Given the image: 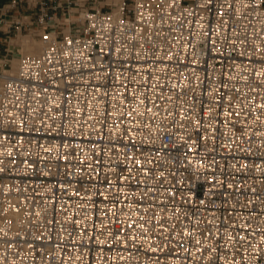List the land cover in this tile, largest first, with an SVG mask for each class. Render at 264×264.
<instances>
[{
	"label": "built area",
	"instance_id": "obj_1",
	"mask_svg": "<svg viewBox=\"0 0 264 264\" xmlns=\"http://www.w3.org/2000/svg\"><path fill=\"white\" fill-rule=\"evenodd\" d=\"M62 1L0 68V264H264V0H126L66 34Z\"/></svg>",
	"mask_w": 264,
	"mask_h": 264
},
{
	"label": "snow or ice",
	"instance_id": "obj_2",
	"mask_svg": "<svg viewBox=\"0 0 264 264\" xmlns=\"http://www.w3.org/2000/svg\"><path fill=\"white\" fill-rule=\"evenodd\" d=\"M41 2L42 0H33L32 7L37 9L40 8ZM125 2L126 0H74L75 10L70 13L66 12L65 15L60 18L58 28L66 34L67 29L71 27L74 20H79L81 17L86 19L89 12H95L96 9H99L102 6H105L109 11L119 13ZM46 19L47 17H45V20ZM35 26L42 27L43 25L38 23V18L33 19L32 17L25 16L16 26L13 27L11 30L13 32V37H16L17 30H20V39L17 41L18 45H22L25 42L26 35L33 31ZM0 35H2V33H0ZM43 38L48 39L47 36H44ZM61 39H63V35H61ZM67 42L72 43L73 41L69 40ZM260 107L264 109V104H261ZM5 139H7V137H5ZM205 139L207 138L205 137ZM192 143L195 144L196 139H192ZM0 171H3V169H0ZM193 178L194 177L192 176L189 177V179ZM229 187H231V185H229ZM241 239H243V237H241Z\"/></svg>",
	"mask_w": 264,
	"mask_h": 264
},
{
	"label": "crops",
	"instance_id": "obj_3",
	"mask_svg": "<svg viewBox=\"0 0 264 264\" xmlns=\"http://www.w3.org/2000/svg\"><path fill=\"white\" fill-rule=\"evenodd\" d=\"M60 2V0H57ZM33 0H0V20H3L4 22H7L8 27H12L15 23L21 21L25 16L32 17L33 19L38 18L40 14V9L32 7ZM66 2L63 0L62 5L64 8L66 7ZM59 12L57 14V17L54 18V20L59 21ZM5 24H0V33L2 32V35L0 37V49H4L7 40L10 36H5L8 32V28L4 30ZM38 26H35L37 28ZM6 37V38H4Z\"/></svg>",
	"mask_w": 264,
	"mask_h": 264
},
{
	"label": "rangeland",
	"instance_id": "obj_4",
	"mask_svg": "<svg viewBox=\"0 0 264 264\" xmlns=\"http://www.w3.org/2000/svg\"><path fill=\"white\" fill-rule=\"evenodd\" d=\"M71 1H73L72 3V6H71V11H74L75 10V4H74V0H71ZM102 7H104V6H102ZM105 10H108L106 7H105ZM59 12V18H61L62 16H64L65 15V10H59L58 11ZM60 20V19H59ZM59 22V21H58ZM15 26V25H14ZM13 26V27H14ZM13 27L11 28V30L13 29ZM4 30H6L7 29V26H5L4 28H3ZM35 30H37V28H34V30L33 31H31V32H29L27 35H26V37H25V39L26 40H28V41H30V44H33L34 42H36V41H39L40 40V38L37 36V34L35 33ZM20 31V30H19ZM19 31L17 30V36L16 37H13V32L11 31V34L10 35H8V36H10L9 37V39L7 40L8 42H7V44H6V46H5V48L2 50V49H0V68L2 69V70H9L10 69V65L8 64L12 59H14V57L15 56H17V51L16 50H19V49H21L22 47V45H18L17 44V41L20 39V37H19ZM2 33V32H1ZM5 36H7V35H5ZM0 37H1V35H0ZM4 38H6V37H4ZM15 39V40H14ZM14 41V42H13ZM33 42V43H32ZM39 42H41V41H39ZM2 63H4V64H2Z\"/></svg>",
	"mask_w": 264,
	"mask_h": 264
},
{
	"label": "bare ground",
	"instance_id": "obj_5",
	"mask_svg": "<svg viewBox=\"0 0 264 264\" xmlns=\"http://www.w3.org/2000/svg\"><path fill=\"white\" fill-rule=\"evenodd\" d=\"M15 40V39H14ZM40 41V40H39ZM36 41L30 44V41L25 39V42L22 44V48L17 51V56L14 57L8 64L10 65V71L14 72L17 70L21 64L23 58L30 56H37L42 52V43ZM14 42V41H13Z\"/></svg>",
	"mask_w": 264,
	"mask_h": 264
}]
</instances>
